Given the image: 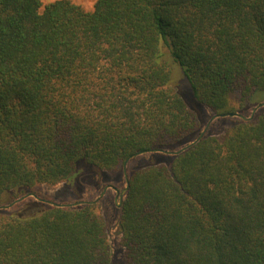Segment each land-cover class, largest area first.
Segmentation results:
<instances>
[{"label":"trees","instance_id":"trees-1","mask_svg":"<svg viewBox=\"0 0 264 264\" xmlns=\"http://www.w3.org/2000/svg\"><path fill=\"white\" fill-rule=\"evenodd\" d=\"M173 64L213 114L253 106L264 0H0V202L193 140ZM169 157L128 174L124 264H264V110ZM110 261L97 203L0 213V264Z\"/></svg>","mask_w":264,"mask_h":264},{"label":"rangeland","instance_id":"rangeland-1","mask_svg":"<svg viewBox=\"0 0 264 264\" xmlns=\"http://www.w3.org/2000/svg\"><path fill=\"white\" fill-rule=\"evenodd\" d=\"M49 1L52 0H42L43 4ZM70 1L80 5L84 10H91L96 0ZM169 86L176 89L183 96L188 106L198 115L201 121V131L207 125L205 133L222 136L226 128L241 119L238 116H217L211 119L213 113L194 98L182 69L174 64ZM262 101H264V93L259 96V100L254 102L253 106L247 108L242 114L247 117L250 116L254 106ZM261 110H264V105L255 111L253 117ZM162 154L164 155L151 151L129 158L125 162L126 173L130 174L134 169L158 162L161 158L163 162H167L170 154ZM125 184L123 167L118 170L105 171L89 166H79L76 174L68 181L55 185L37 184L16 198L0 202V213H34L46 206L55 204L78 206L84 204L85 201L98 199L96 203L99 206L111 245L110 264H124V248L120 243L121 235L118 229L121 205H119L117 192L121 191L125 187ZM79 201L83 202L71 205V203Z\"/></svg>","mask_w":264,"mask_h":264},{"label":"water","instance_id":"water-1","mask_svg":"<svg viewBox=\"0 0 264 264\" xmlns=\"http://www.w3.org/2000/svg\"><path fill=\"white\" fill-rule=\"evenodd\" d=\"M263 105H264V101L259 102L258 104H256V105L254 106V108L252 109V113H251L250 116H248V117L245 116V115L242 114V113L230 112V113H222V114H213L212 117H211V119L214 118V117H217V116H238V117H240L242 120H250V119H252V117H253L255 111H256L259 107H261V106H263ZM206 127H207V125L204 127V129H203V130H202V131H201V132H200V133H199V134H198L193 140H191V141L185 143L184 145H182L181 147H179V148H177V149H168V150H156V149H154V150H152V151H161V152H163V153H166V154H173V155L178 154V153L182 152L183 150L189 148V147L192 146L193 144H195L199 139H201V138L203 137L204 133L206 132ZM123 172H124V177H125V183H126V184H125V187H124L121 191L117 192V193H118V197H119V205H121V203H122V201H123V197H124V195H125V193H126V191H127L128 185H129V182H128L129 176H128V174L126 173V170H125V164L123 165ZM97 200H98V199L91 200V201H85V203H88V204H90V203H96ZM81 202H83V201H79V202L71 203V205H76V204H79V203H81ZM60 205H61V206H64L63 204H60Z\"/></svg>","mask_w":264,"mask_h":264}]
</instances>
